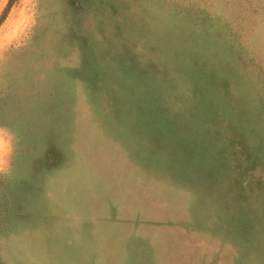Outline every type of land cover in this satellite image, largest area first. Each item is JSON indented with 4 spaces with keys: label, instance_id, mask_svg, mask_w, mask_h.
Here are the masks:
<instances>
[{
    "label": "rangeland",
    "instance_id": "obj_1",
    "mask_svg": "<svg viewBox=\"0 0 264 264\" xmlns=\"http://www.w3.org/2000/svg\"><path fill=\"white\" fill-rule=\"evenodd\" d=\"M0 264H264V0H0Z\"/></svg>",
    "mask_w": 264,
    "mask_h": 264
}]
</instances>
